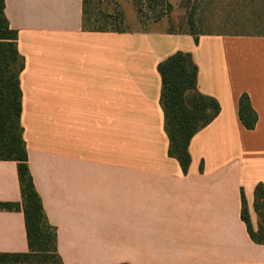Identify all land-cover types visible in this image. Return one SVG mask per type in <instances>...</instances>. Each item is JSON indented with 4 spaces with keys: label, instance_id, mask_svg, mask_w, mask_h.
Returning <instances> with one entry per match:
<instances>
[{
    "label": "crops",
    "instance_id": "0c3cea01",
    "mask_svg": "<svg viewBox=\"0 0 264 264\" xmlns=\"http://www.w3.org/2000/svg\"><path fill=\"white\" fill-rule=\"evenodd\" d=\"M5 1L25 58L29 166L64 263L264 264L241 217L244 191L257 228L264 35L209 31L197 43L155 27L95 28L87 11L104 0ZM233 1L230 10L248 9ZM178 50L193 54L199 90L221 104L191 139L188 173L169 155L160 102L158 64ZM244 92L253 129L239 118ZM21 199L17 162L0 160V202ZM28 249L23 210L0 209V251Z\"/></svg>",
    "mask_w": 264,
    "mask_h": 264
},
{
    "label": "trees",
    "instance_id": "16d2710c",
    "mask_svg": "<svg viewBox=\"0 0 264 264\" xmlns=\"http://www.w3.org/2000/svg\"><path fill=\"white\" fill-rule=\"evenodd\" d=\"M163 1L148 0V6L156 10ZM234 1L248 7L229 11V16L237 20L240 28L233 31L234 34L264 35V0ZM168 5L171 9V4ZM198 6L189 13L188 28L184 23L177 26L171 24L169 32L190 33L198 43L200 34L209 32L201 28L202 21L195 16ZM5 8L6 1L0 0V160L17 162L22 199L1 201L0 209L23 210L29 249L25 252L0 251V264H65L58 250L57 228L49 221L29 166L25 129L21 121V72L25 67V58L18 48V31L11 27ZM99 28L120 30L107 29L106 25ZM158 70L162 78L160 102L165 114V130L170 140L168 152L188 173L192 162L189 150L191 139L217 117L221 104L216 97L199 90V67L191 52H174L159 62ZM238 107L242 124L248 129L255 128L258 114L247 92L240 95ZM254 207L258 216L257 228L251 221L243 191L241 217L251 238L264 244L263 182L257 183L255 187Z\"/></svg>",
    "mask_w": 264,
    "mask_h": 264
},
{
    "label": "rangeland",
    "instance_id": "374dc122",
    "mask_svg": "<svg viewBox=\"0 0 264 264\" xmlns=\"http://www.w3.org/2000/svg\"><path fill=\"white\" fill-rule=\"evenodd\" d=\"M229 1L215 0L214 3L211 0H167L171 9L168 5L167 13L151 18L148 12L152 8L148 5L144 7L143 0H104L95 6L94 12H88V15L94 18L91 21L95 28L106 25L107 29L133 30L155 27L169 31L171 24L177 26L184 23L188 28L189 13L199 5L195 16L197 20L202 21L200 26L203 30L233 32L240 28L237 26V20L229 16Z\"/></svg>",
    "mask_w": 264,
    "mask_h": 264
},
{
    "label": "built area",
    "instance_id": "2783aa9c",
    "mask_svg": "<svg viewBox=\"0 0 264 264\" xmlns=\"http://www.w3.org/2000/svg\"><path fill=\"white\" fill-rule=\"evenodd\" d=\"M145 3H144V7H147L148 5V0H143ZM168 12V3H167V0H164L163 3L159 4L155 9H151L148 14L151 18H157L160 16L161 13L165 14Z\"/></svg>",
    "mask_w": 264,
    "mask_h": 264
}]
</instances>
